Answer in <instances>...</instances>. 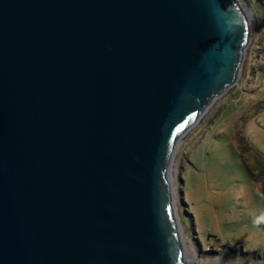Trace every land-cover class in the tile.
<instances>
[{"label":"water","instance_id":"1","mask_svg":"<svg viewBox=\"0 0 264 264\" xmlns=\"http://www.w3.org/2000/svg\"><path fill=\"white\" fill-rule=\"evenodd\" d=\"M249 38L241 0H0V264H193L168 170Z\"/></svg>","mask_w":264,"mask_h":264},{"label":"rangeland","instance_id":"2","mask_svg":"<svg viewBox=\"0 0 264 264\" xmlns=\"http://www.w3.org/2000/svg\"><path fill=\"white\" fill-rule=\"evenodd\" d=\"M236 82L177 143L168 176L184 252L202 264H264V10Z\"/></svg>","mask_w":264,"mask_h":264},{"label":"bare ground","instance_id":"3","mask_svg":"<svg viewBox=\"0 0 264 264\" xmlns=\"http://www.w3.org/2000/svg\"><path fill=\"white\" fill-rule=\"evenodd\" d=\"M249 13V11H248ZM250 16V13H249ZM184 257L187 261L193 263V264H202L198 259H196V257L193 254H188L184 252Z\"/></svg>","mask_w":264,"mask_h":264},{"label":"trees","instance_id":"4","mask_svg":"<svg viewBox=\"0 0 264 264\" xmlns=\"http://www.w3.org/2000/svg\"><path fill=\"white\" fill-rule=\"evenodd\" d=\"M255 3L264 10V0H255Z\"/></svg>","mask_w":264,"mask_h":264},{"label":"clouds","instance_id":"5","mask_svg":"<svg viewBox=\"0 0 264 264\" xmlns=\"http://www.w3.org/2000/svg\"><path fill=\"white\" fill-rule=\"evenodd\" d=\"M262 221H264V214H262L260 217L256 218V220L254 222L260 223Z\"/></svg>","mask_w":264,"mask_h":264}]
</instances>
